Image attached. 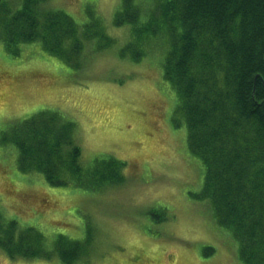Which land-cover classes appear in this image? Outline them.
<instances>
[{
	"label": "trees",
	"instance_id": "1",
	"mask_svg": "<svg viewBox=\"0 0 264 264\" xmlns=\"http://www.w3.org/2000/svg\"><path fill=\"white\" fill-rule=\"evenodd\" d=\"M49 1L0 0L6 53L17 56L37 43L78 71L92 54L118 44L97 15L88 13L89 22L78 25L46 8ZM112 23L127 28L119 58L161 62L176 98L172 124L184 126L187 150L203 169L197 198L236 242L241 264H264V0H122ZM76 136L75 123L42 111L14 121L0 144L15 148L20 173L40 174L52 187L122 184L125 162L107 156L82 164ZM0 251L11 260L58 257L64 264L83 254L79 243L62 236L48 249L39 231L1 213Z\"/></svg>",
	"mask_w": 264,
	"mask_h": 264
},
{
	"label": "rangeland",
	"instance_id": "2",
	"mask_svg": "<svg viewBox=\"0 0 264 264\" xmlns=\"http://www.w3.org/2000/svg\"><path fill=\"white\" fill-rule=\"evenodd\" d=\"M121 1L45 4L78 25L89 22L88 13L97 15L118 42L78 71L37 43L17 56L0 43V134L16 120L58 112L76 124L82 164L107 156L125 162L123 183L52 187L40 174L20 173L15 148L0 144V213L39 231L48 249L61 236L79 243L83 254L72 264H241L236 242L197 198L203 169L187 150L184 126L172 124L176 98L159 58L135 63L117 56L127 37L126 27L112 23ZM0 264L64 263L11 260L0 251Z\"/></svg>",
	"mask_w": 264,
	"mask_h": 264
}]
</instances>
